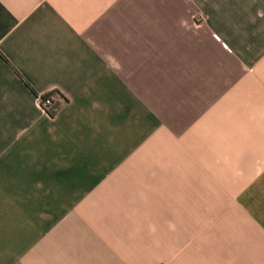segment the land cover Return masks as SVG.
<instances>
[{
    "label": "crops",
    "instance_id": "crops-1",
    "mask_svg": "<svg viewBox=\"0 0 264 264\" xmlns=\"http://www.w3.org/2000/svg\"><path fill=\"white\" fill-rule=\"evenodd\" d=\"M0 264H264V0H0Z\"/></svg>",
    "mask_w": 264,
    "mask_h": 264
},
{
    "label": "built area",
    "instance_id": "built-area-1",
    "mask_svg": "<svg viewBox=\"0 0 264 264\" xmlns=\"http://www.w3.org/2000/svg\"><path fill=\"white\" fill-rule=\"evenodd\" d=\"M38 105L44 110H48L51 106V98L50 96H45L44 98H41L40 96H37Z\"/></svg>",
    "mask_w": 264,
    "mask_h": 264
},
{
    "label": "trees",
    "instance_id": "trees-1",
    "mask_svg": "<svg viewBox=\"0 0 264 264\" xmlns=\"http://www.w3.org/2000/svg\"><path fill=\"white\" fill-rule=\"evenodd\" d=\"M45 96H49V94L40 95L41 98H44ZM55 110H56V106L54 105V103L51 100V106L48 110H46V112L49 114H53Z\"/></svg>",
    "mask_w": 264,
    "mask_h": 264
},
{
    "label": "rangeland",
    "instance_id": "rangeland-1",
    "mask_svg": "<svg viewBox=\"0 0 264 264\" xmlns=\"http://www.w3.org/2000/svg\"><path fill=\"white\" fill-rule=\"evenodd\" d=\"M40 95H43V94H40ZM40 95H38V96H40Z\"/></svg>",
    "mask_w": 264,
    "mask_h": 264
}]
</instances>
